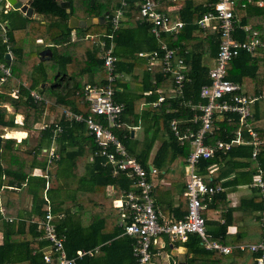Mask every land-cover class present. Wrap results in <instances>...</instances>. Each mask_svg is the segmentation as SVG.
<instances>
[{"label": "trees", "instance_id": "1", "mask_svg": "<svg viewBox=\"0 0 264 264\" xmlns=\"http://www.w3.org/2000/svg\"><path fill=\"white\" fill-rule=\"evenodd\" d=\"M67 1L69 11L61 7L58 0H31L34 12L41 15L40 18L27 17L13 8L6 13L1 12L2 19L8 23V42L4 44L0 41V58L12 70L4 88L11 89L17 84L19 93L18 100L11 104L12 113L7 111L6 107L0 106V195L5 199V215L15 217L12 221H6L0 216V264H48L42 257L47 241L42 238L43 229L39 224L48 205L52 212L64 213L63 218L56 222V229L66 237L64 245L68 256H73L79 248L98 247L97 253L82 257L77 264H118L119 259L120 264H131L133 261V239L123 233V225L118 223L120 212L112 205L113 198L106 192L110 185L119 191L127 189L131 179L124 171L112 175L109 164H104V159L97 155H93L85 164L84 172L77 175L79 158L83 157L87 150L92 152L97 149L93 135L83 122L61 117L58 122L60 130L57 131L53 123H46L44 128L40 124L35 145L28 147L19 142L24 138L16 141V138L20 137H6L3 132L5 128L14 129L18 125L14 122L16 113L23 115L21 127L25 130L35 127L39 115H53L57 107L67 108L85 116L90 113L83 87L86 81L104 83L107 71L100 57L99 41L110 43L108 34L111 24L105 16L119 6V1ZM137 1L140 0H127L124 18L112 37L115 44L114 53L117 56L114 71L116 77L112 85L116 88L115 98L124 103L120 123L113 127V132L123 142L129 154L146 170H149L150 151L160 135L165 137L151 164L159 169H164L167 162L171 163L173 160L183 165L190 151V143L188 139L183 144L178 142L169 129V120L177 117L183 122L182 128L187 125L193 129L197 127L191 120L193 111L183 105L182 101H203L199 90L201 85L209 82V66L204 57H216L219 39L214 30L199 29L197 20L215 0L160 2L161 10L169 11L168 7H177L179 19L183 21L176 33L163 32L161 36V40L170 47H177L178 54L185 62L186 72L192 78L191 82L185 84L182 96L176 95L171 77L164 75L157 66L149 70L147 61L138 56L139 51L156 49L159 43L150 32V25L141 22L138 6L134 4ZM258 1H262V5H259ZM233 12L236 20L234 36L237 39H246L244 26H249L251 30H256L264 41V0H235ZM72 15L79 19L104 16V21L72 28L68 25ZM35 44L49 48L51 55L41 59V49H34ZM6 45H9L12 52L9 59L5 58ZM136 69L141 73L140 79L136 75ZM226 76L239 82L247 94H260L261 97L255 101L253 115L249 120L263 143L255 159H250L251 144H238L225 153L201 159L198 172L205 174L210 165L226 159V165H230L232 169L248 167L253 168L255 173L260 170L264 179V126L255 124L262 119L261 110L264 109V105L263 108L260 105L262 102L264 104L263 48H258L254 54L240 50L228 62ZM31 89L37 90L41 98L32 96ZM148 90H152V93L147 94ZM160 92L163 93L164 100L153 106L151 103L157 100ZM1 99H5V94L1 95ZM142 102L147 105L138 110V104ZM139 118L142 121L143 138L141 146L137 148L138 142L131 135V128L138 124ZM214 127L213 133L208 136V143L216 139L231 138L241 125L237 116H233L230 121L216 116ZM53 135L60 158L56 161L55 170H48V181L53 179L57 184H50L46 188L47 179L43 175L46 171V155L43 149L49 148ZM71 180L76 181V187L68 188L67 194L63 196L61 191L69 187ZM217 181L206 179L209 185H217ZM26 195L30 198V206L23 204ZM69 199L73 201V205H65V201ZM210 199V203L202 211L205 223L206 212L213 208L216 201H225V194L217 192ZM252 203V210L263 209L258 190L252 197ZM86 209L92 216L88 223L81 219ZM225 227L226 223H223L222 230L215 232L213 238L225 243V237H219L220 234L223 236ZM184 243L193 252L189 264H223L224 256L218 251L205 250L198 236L189 235Z\"/></svg>", "mask_w": 264, "mask_h": 264}, {"label": "built area", "instance_id": "2", "mask_svg": "<svg viewBox=\"0 0 264 264\" xmlns=\"http://www.w3.org/2000/svg\"><path fill=\"white\" fill-rule=\"evenodd\" d=\"M117 6L112 12L106 14L105 18L111 24V31L108 38L111 39L107 44L105 40L99 41L100 57L107 74L104 83H92L86 81L83 87L85 98L88 102L90 113L83 115L73 112L67 108H61V116L74 122H83L94 137L97 149L91 155H97L104 159V164H109L112 175L124 171L130 180L127 189L119 192V197L114 199V205L120 211V224L123 225V233L132 237V256L131 264H150L152 251L151 241L159 235H167L171 239L185 241L189 235L198 236L201 245L207 250H217L223 253H230L234 248L249 250L255 253V263L264 264V236L261 240L253 243H238L234 246L225 245L214 239L206 230L205 219L202 211L206 207L207 201L215 193L222 190L219 185H209L204 177L198 172V165L201 159L214 156L217 153H225L231 147L238 144H251V158L255 159L263 143L258 137L253 123L249 120L253 115L251 104L260 99V94L250 95L243 91L239 82L230 80L226 76L227 64L235 57L240 50H245L254 54L258 48H263L264 41L259 37L256 30H251L249 26H244L247 32L245 40L237 39L234 36L236 20L234 19L235 0H215L210 4V8L202 13L197 20L199 29L206 31L214 30L219 39L217 55L214 64L209 67V82L201 85L199 96L202 102L183 100V105L193 111L192 123H196L195 129L189 125L182 128L180 120L172 117L169 120V129L180 144L186 139L190 143V151L186 159V183L184 195L187 197V212L178 219L168 220L160 215L155 206L153 198L154 184L151 175L157 172L153 166L146 170L140 162L127 151L123 142L113 132V127L120 123V116L124 109V103L115 98L116 88L112 85L116 74L117 56L114 53V42L112 37L114 32L121 25L124 18L125 7L128 6L127 0H118ZM161 0H140L137 3L141 22L150 25V32L158 40V47L153 50H142L138 56L147 61L148 69L160 67L163 74L172 78L173 89L177 96H182L183 88L192 78L186 72V65L183 57L178 54L177 47H170L161 40L162 33H176L183 25L179 18H172L167 12L158 8ZM250 2L251 0H245ZM262 5V1H258ZM11 4L7 0H0V38L1 43L7 44L8 34L5 20L1 17V12L6 13ZM5 53L12 57L11 48L5 46ZM11 67L0 58V106L8 107V102L1 99V95H11L18 98L19 88H4V83L12 75ZM27 86L26 83H23ZM151 94L152 90H148ZM30 94L36 99L40 95L36 90L31 89ZM164 100L163 93L160 92L156 101L151 104L157 106ZM11 105V104H10ZM95 116L99 118L96 119ZM230 121L233 116H237L241 125L229 139H216L208 143L207 139L214 130V118ZM14 122L23 124V119H18L14 115ZM59 120L54 122L55 130H60ZM47 124L41 125L44 128ZM55 133V132H54ZM46 155V171L43 174L46 179V188L49 186L48 170L51 165L60 158L56 150L55 137L49 148L43 149ZM40 174V173H38ZM256 187L263 201V209L259 213L260 224L264 227V179L260 170L254 174L251 183ZM45 188V189H46ZM49 203V202H48ZM0 214L7 221H12L15 217L6 216L4 208L0 203ZM63 212L54 213L48 205L47 210L39 221L43 229V239L47 241V247L43 251V260L48 264H77L82 257L91 256L97 248H79L73 256H68L65 249V235L56 229V222L63 218Z\"/></svg>", "mask_w": 264, "mask_h": 264}, {"label": "crops", "instance_id": "3", "mask_svg": "<svg viewBox=\"0 0 264 264\" xmlns=\"http://www.w3.org/2000/svg\"><path fill=\"white\" fill-rule=\"evenodd\" d=\"M168 9L170 10L169 11L163 10V11L167 12L172 18H179L177 7L174 8V6H170L168 7ZM36 16L38 18L41 17V15L39 14H37ZM5 22H6L5 25L7 26L8 23L7 21ZM204 61L209 67H211L214 64V58H210L208 55H205ZM136 75H138V79L141 78V73L137 69H136ZM85 78L87 79L86 75ZM138 105H139L138 110H142L143 107H145L147 104L142 102ZM16 114L19 119L21 118L23 119L22 114L19 113ZM61 117H62L61 107H57L55 109L54 114L51 115L50 123H54L58 121L59 119H61ZM144 120H146V118ZM18 125L22 126V124H18ZM4 130H5L4 135L6 137L8 136L7 134L10 130H24L25 134L23 136H8V137L11 138L20 137V138H16L18 140L24 138L22 141H19V142H23V144L28 142V138H27L28 130H25L22 127L14 128V129L5 128ZM131 135L135 140H137L138 142L137 148H139L141 146V140L143 138L141 118H139L138 124L131 128ZM164 137L165 135H160L154 141L148 159L149 166L151 167L153 166L151 164L152 158L154 157V154ZM91 159H92L91 152L87 150L84 156L79 158L78 160V167L76 169L77 175H80L84 172L85 164L89 162ZM250 159L252 160L251 157ZM80 161L81 164L79 165ZM78 168L79 170H82L79 173H78ZM154 168L157 169V172L151 175V179L154 184L152 194H153L155 206L160 212V215L165 219L172 220V219L181 218L187 212V197L183 193L187 179L185 164L182 165L181 163L175 162L173 160L171 163L167 162L166 167L164 169H159L157 167ZM254 174L255 172L253 171V168L249 169L248 167H237L232 169L230 165L228 166L226 165V159H221L220 162L213 163L208 168H206L205 174H202L205 182L206 179L208 178L217 179L218 181L216 182V184L222 187V190H220L219 192H224L225 194V201L223 202L216 201L213 204V208H210V210L206 212L207 216L205 223L206 230L212 235V237L215 232L218 231L220 232V230H222L221 229L222 224L226 223L225 229L223 228V233H224L223 236L222 234L219 235V237H223V239L225 237L226 242L223 243L225 245L234 246L235 244L238 243H246V244L253 243L261 240L262 237L264 236V227L260 224L261 221L259 217L260 211L252 210L251 208L254 204L252 203V197L254 196L256 190H258L256 187H253L251 185L254 178ZM74 181L75 180H71L70 182H74ZM75 187L76 184L75 186H73L72 189H75ZM106 192L108 196L113 198L114 201V199H117L119 197L120 191L110 185L106 188ZM116 194L118 196L115 197ZM26 196H27L25 198L26 202L24 201L23 204L24 206H30V198L28 195ZM4 201H5L4 197L0 195V203L2 204V206L4 205ZM113 201H112V205L116 207ZM210 201L211 199L207 201L206 207L210 203ZM69 202L70 205L71 204L73 205V201L71 199H69ZM116 208L119 211V208L118 207ZM87 210L88 209H86L81 215V219L85 223H88V221L92 218V216L87 212ZM0 216L4 219V217L1 214ZM118 223L119 225H121L120 218ZM1 235L2 234L0 231V242L2 240ZM185 241H181L178 239H171L170 237L164 234L154 237L151 241L152 257L150 264H155L158 261L164 263L166 260L163 259L161 255L166 250H168L169 252H177L178 254L180 253L179 255H182L185 258V262H183V264H189V259L193 255V252L185 245L184 243ZM94 248H97V250L93 254L97 253L98 251L97 246ZM208 251H217V250H208ZM220 253L224 256V259H222L223 264H256L254 259L255 253H252L249 250H241L238 248H234L230 253H223V252ZM117 263L120 264V259L117 261Z\"/></svg>", "mask_w": 264, "mask_h": 264}, {"label": "water", "instance_id": "4", "mask_svg": "<svg viewBox=\"0 0 264 264\" xmlns=\"http://www.w3.org/2000/svg\"><path fill=\"white\" fill-rule=\"evenodd\" d=\"M13 9L21 11L24 15L27 17H34L37 15L36 12H34L33 7L31 6V0H7ZM61 7H64L67 11H69V2L67 0H58ZM103 22L104 16H100L99 18H92V17H86L84 19H79L78 17L72 15L69 17L68 25L72 28L74 27H84L87 25H90L94 22ZM51 55V50L49 48H43L39 51V56L41 59H46ZM5 58L9 59V54L5 53ZM18 100V98L6 95L5 101L13 104ZM151 168V166H149ZM180 254V253H179ZM177 252H169L166 250L161 257L165 259L166 261L163 262H156L155 264H183L185 262V258L182 255H179Z\"/></svg>", "mask_w": 264, "mask_h": 264}, {"label": "rangeland", "instance_id": "5", "mask_svg": "<svg viewBox=\"0 0 264 264\" xmlns=\"http://www.w3.org/2000/svg\"><path fill=\"white\" fill-rule=\"evenodd\" d=\"M35 17V16H34ZM37 17V16H36ZM0 41H1V38H0ZM33 48L34 49H42L43 48V46L42 45H38V44H35L34 46H33ZM17 85V84H16ZM15 85V86H16ZM14 87V86H13ZM18 87V86H17ZM9 104V103H8ZM261 105V107L263 108V102L260 104ZM8 107H9V109L11 110V111H9L10 113H12V111H13V107H12V105H8ZM251 110L253 111L254 110V104H251ZM7 111H8V109H7ZM261 116H262V119L260 120V121H257V122H255V124L256 125H259V126H264V109H262L261 110ZM19 119V118H18ZM37 123H36V125H35V127L34 128H32V129H30V130H28V136H27V138H28V142L27 143H25L24 145H22V146H26L27 145V147L28 146H32V145H35V141H36V136H37V134H38V131H39V129H38V126H39V124H42V123H49L50 121H51V116H49V117H47V115L46 114H42V115H39L38 116V118H37ZM15 128H21V126L20 125H17V126H15ZM8 129V128H7ZM3 132L5 133V130H3ZM8 137V136H7ZM16 141H18L17 139H16ZM81 164V161L79 162V165ZM55 168H56V162H54L52 165H51V167H49V170L50 171H54L55 170ZM81 168V167H80ZM82 170H79V168H78V173L79 172H81ZM76 181H74V182H70V184H69V187H67V188H65V189H62V191H61V194L64 196L65 194H67V189L68 188H73V186H75V183ZM52 185H56L57 183H56V181L55 180H51V182H50ZM27 196H25L24 197V201H25V198H26ZM23 201V202H24ZM26 202V201H25ZM65 205H67V204H69L70 202H69V200H67V201H65Z\"/></svg>", "mask_w": 264, "mask_h": 264}, {"label": "bare ground", "instance_id": "6", "mask_svg": "<svg viewBox=\"0 0 264 264\" xmlns=\"http://www.w3.org/2000/svg\"><path fill=\"white\" fill-rule=\"evenodd\" d=\"M24 134H25L24 130H10L7 135L8 136H23Z\"/></svg>", "mask_w": 264, "mask_h": 264}]
</instances>
